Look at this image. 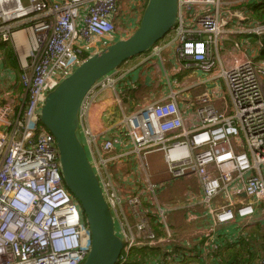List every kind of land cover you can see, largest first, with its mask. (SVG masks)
I'll use <instances>...</instances> for the list:
<instances>
[{
  "label": "built area",
  "instance_id": "built-area-1",
  "mask_svg": "<svg viewBox=\"0 0 264 264\" xmlns=\"http://www.w3.org/2000/svg\"><path fill=\"white\" fill-rule=\"evenodd\" d=\"M146 1L0 0V46L11 45L18 64L15 70L0 62V264L86 260L91 232L64 184L56 139L42 124L41 109L48 93L100 51L104 40L129 28L118 26L120 17L133 11L140 21ZM223 3L178 0V22L150 51L161 55L173 45L184 68L218 71L230 103L224 100L219 108L204 91L187 105L185 89L168 79V94L128 112L119 92L130 82L126 66L100 79L82 101L79 134L124 242L117 264H133L135 250L159 249L156 245H168L176 233L168 215L177 205L160 199L165 187L152 181L156 163L165 165L171 180L198 178L201 190L189 192L182 207L201 234L197 240H205L194 249L188 241L186 248L159 249L164 257L152 254L141 264H209L204 260L220 250L219 240L229 243L242 235L221 231L264 221V23L233 28V18L248 17H234ZM231 33L259 36L261 60L223 56L219 43ZM243 46L236 41L232 52ZM107 93L119 111L108 115L111 122L96 126L93 108ZM257 264H264V257Z\"/></svg>",
  "mask_w": 264,
  "mask_h": 264
},
{
  "label": "water",
  "instance_id": "water-1",
  "mask_svg": "<svg viewBox=\"0 0 264 264\" xmlns=\"http://www.w3.org/2000/svg\"><path fill=\"white\" fill-rule=\"evenodd\" d=\"M178 11V0H148L135 31L83 60L48 93L41 109V122L56 139L64 184L79 202L91 232L92 247L82 264H117L124 247L79 134L82 101L100 79L147 53L171 32L178 22Z\"/></svg>",
  "mask_w": 264,
  "mask_h": 264
},
{
  "label": "crops",
  "instance_id": "crops-1",
  "mask_svg": "<svg viewBox=\"0 0 264 264\" xmlns=\"http://www.w3.org/2000/svg\"><path fill=\"white\" fill-rule=\"evenodd\" d=\"M254 1L256 0L245 1L243 2V5H246L247 3L248 4L252 3ZM124 10H126V7L124 8ZM226 10L228 11V8H226ZM244 11H245V8H244ZM244 11H243L244 15L243 14L242 15L247 17ZM230 14H233L234 17L238 15L237 12L235 13L230 12ZM138 19L136 21H138ZM249 23L250 21L248 19H244V20H241L239 18L232 19L233 28H235L234 25H240V24L248 25ZM124 25L126 27L129 26L128 24H122V27ZM123 29L124 31H119L114 36L104 40L103 45L101 46L100 50H102L107 45L117 40L128 37L125 35L127 29L125 28ZM239 35L241 36L240 39L237 38V36ZM245 38H247V40ZM236 41H243L244 46L239 52L233 53L231 48ZM259 41H260V38L255 41H251L248 35L231 33L228 36L222 38L221 43H219V47H221V53L225 57L232 59L233 58L232 56H234V58L240 59V60L245 57H252L254 60L260 61L261 60L260 58L261 49H260ZM3 47L0 48V62H2V64L8 68H14L15 70H17L18 64H17L16 55L13 58V62L15 64L14 65H12L11 63L8 64L6 61L7 56L5 53V49ZM174 53H175V49H174ZM156 57H157L156 55L151 56V51H148L147 53L134 57L126 62L128 64L130 63L129 65L126 66L127 67L126 69L129 71L126 79H129L130 82L129 84L124 85L123 88H119L120 97L122 98L123 106L126 111L128 112L132 111L139 104H142L146 101L155 100L159 97H163L164 95L168 94L170 90L169 83L164 84L163 87L161 88V82L166 81V73H167V79H169L170 82H171V79H170L171 74L173 76L176 73L177 74L184 73L183 80L179 81V83L175 81V83H173L172 85L174 84L177 85L178 86L177 89H185L184 91L185 101L184 102L187 105L189 103L191 104L194 101V98H193L194 94L201 93L204 91H208L209 93L213 95L214 100L217 103V106L219 108L223 107L224 100L230 103V98L228 95L226 82L222 77H218L216 75L218 71L216 73H210V74L204 73L201 76L192 77L191 73L192 72L195 73V71L197 70L195 69L188 70L184 68L182 66V62H179V61L178 62L180 64V67L170 70L166 67L165 61L161 57H160V60H155ZM231 59H229V61L227 62L228 65L231 63L230 62ZM222 67L224 68L226 67V65L223 64ZM220 69L221 67L219 68V70ZM222 81L224 83V87L221 84ZM156 95H157L156 98H153V99L148 98V97H154ZM140 96H143L144 99L146 100L142 102L138 101V98ZM118 111H119V108L114 102V97L111 99L110 93L101 95L97 99L96 104L93 108V117H94V122L96 126H103L111 122L110 121L111 119H109L108 115L111 113L117 114ZM193 123H194L193 121H190L189 126L193 125ZM165 169L166 168L163 163H161L158 166L152 167V181L155 183V185H157V187H168L172 183L176 184L177 182H179L178 180L180 179H185V181H187L185 182V184H181L178 186H177L178 183L176 185L174 184L175 186L174 185L172 186L174 187V189H170L166 193L165 199H164L166 203L172 204L174 206L177 205L176 206L177 209L175 210L176 213L179 212L181 213V215H184V213H186L185 211L186 208L182 207V205L185 204L186 199H188L189 192L197 193L196 187H201L200 182L195 175H190V176L180 178L177 180H171V178L169 177ZM111 173L115 179L119 177L118 171L116 169H112ZM200 190L201 188H199V191ZM180 224H185V225L193 227L192 225H189L188 223H186L184 220L182 221L180 219V221L174 225L176 232L179 231ZM199 224L202 225L203 228L208 226V224L206 225L205 221H200ZM193 228L195 229V227ZM191 260L195 261L194 259H191Z\"/></svg>",
  "mask_w": 264,
  "mask_h": 264
},
{
  "label": "trees",
  "instance_id": "trees-1",
  "mask_svg": "<svg viewBox=\"0 0 264 264\" xmlns=\"http://www.w3.org/2000/svg\"><path fill=\"white\" fill-rule=\"evenodd\" d=\"M245 13L249 21L263 24L264 0H258L249 4L247 3L245 5ZM248 36L251 41H255L260 38L257 35ZM237 38L240 39L241 36L239 35ZM245 39L247 40V38ZM2 47L5 49L7 58L12 61L16 55L13 47L9 44H3L0 48ZM11 64L14 65L15 63L11 62ZM240 230L242 235L233 239L232 242L228 243L222 239L219 240L218 244L220 245V250L209 255V257H207L204 261L209 264H257V262L264 257V221L236 229L230 227L228 230H223L221 232H229V234L237 236ZM178 249L179 247L175 248V250ZM152 254H155L157 258L165 256L159 249L156 248H138L132 253V258H134L133 264H141L145 262ZM196 260L201 261L203 259L201 257H197Z\"/></svg>",
  "mask_w": 264,
  "mask_h": 264
},
{
  "label": "rangeland",
  "instance_id": "rangeland-1",
  "mask_svg": "<svg viewBox=\"0 0 264 264\" xmlns=\"http://www.w3.org/2000/svg\"><path fill=\"white\" fill-rule=\"evenodd\" d=\"M148 1V0H147ZM147 1L143 4V6L141 7V9L144 10L146 4H147ZM245 1H251V0H223V6L225 8H228V11L229 12H232V13H241L244 15L243 11H244V8H245V5H243V2ZM255 2V1H254ZM245 12V11H244ZM143 13V12H142ZM121 18V21L118 23V26L119 27H122V24H128L129 28L127 29L126 31V36H129L131 35L135 29L138 27V23H139V19L138 21H135V16H134V12L131 11L130 13H128L127 15H123ZM139 18H140V15H139ZM124 27H126L124 25ZM119 31V30H118ZM169 39V38H167ZM15 51V50H14ZM157 57L155 58V60H160V57L165 61V65L168 69L172 70V69H176V68H179L180 67V64L177 60V57L175 56V53H174V47L173 45L167 47V48H164V50H162L161 52V55H156ZM7 63L10 64L11 62H13V60L11 61V59H8L7 58ZM130 64V63H129ZM128 63H125L124 65L122 66H127L129 65ZM189 70V69H188ZM192 72V71H191ZM204 73L200 72V71H195V73H191V76L192 77H195V76H201L203 75ZM183 75L184 73H180V74H174L172 76L171 74V82L172 84L175 83V81H177L179 83V81L183 80ZM164 84H168V79H167V73H166V81H162L161 82V88L163 87ZM221 84L223 85L224 87V83L223 81L221 82ZM175 88H177L178 86L177 85H173ZM156 96L154 97H148V98H156ZM146 99H144L143 96H140L138 98V101L142 102ZM161 163H156L154 164V166H158L160 165ZM179 182H177V186L178 185H181V184H185V179H180L178 180ZM175 183H172L171 185H169L168 187H165L164 189H162L160 192H159V197L160 199L164 200L165 199V195L166 193L170 190V189H174V187H172ZM175 184V185H176ZM174 185V186H175ZM199 188L200 187H196V190L197 192H199ZM173 203V201H172ZM204 209V207H202V210ZM183 211V210H182ZM186 213H184V215H181V213H176V211L174 212H170L169 215H168V221L170 224H172V226H174L177 222L180 221V219L183 221H185L186 223H188L189 225H191L192 223L191 222H188L187 221V218L189 216V212L188 210H185ZM179 231H177L176 233H174L173 235V238H171L169 241H168V245H156V247H159V249H162L163 251L166 250V247H171L172 249L175 247H187V245H184L183 243L188 241V243L190 242V245L188 246L189 248L191 249H194L195 247V244L198 243L199 241H204L205 238L202 237L201 240H197L201 235L200 233H196L195 232V229L191 226H188V225H185V224H180L179 225ZM191 260V259H190Z\"/></svg>",
  "mask_w": 264,
  "mask_h": 264
}]
</instances>
